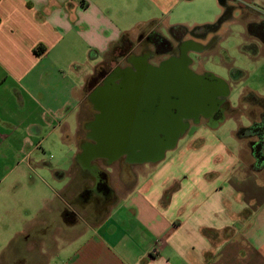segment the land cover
Masks as SVG:
<instances>
[{
    "label": "crops",
    "instance_id": "obj_1",
    "mask_svg": "<svg viewBox=\"0 0 264 264\" xmlns=\"http://www.w3.org/2000/svg\"><path fill=\"white\" fill-rule=\"evenodd\" d=\"M189 1L0 0V264H264L253 138L219 137L221 122L201 119L156 162L120 154L102 169L99 157L80 159L100 114L89 100L100 83L89 84L108 56L137 54L151 35H174L188 51L218 35V22L179 25ZM85 101L93 119L81 139ZM58 148L52 166L45 156ZM116 164L122 181L111 184Z\"/></svg>",
    "mask_w": 264,
    "mask_h": 264
},
{
    "label": "water",
    "instance_id": "obj_2",
    "mask_svg": "<svg viewBox=\"0 0 264 264\" xmlns=\"http://www.w3.org/2000/svg\"><path fill=\"white\" fill-rule=\"evenodd\" d=\"M217 2L224 6L225 0ZM189 46H181L178 56L157 66L143 57L133 58L130 67L115 68L92 90L89 100L100 114L89 128L97 142L83 147L82 161L113 160L127 153L135 163L156 162L175 146L189 120L206 119L210 125L222 122L229 107L224 102L228 86L218 77L190 69L185 53ZM160 131L165 133L161 140Z\"/></svg>",
    "mask_w": 264,
    "mask_h": 264
},
{
    "label": "rangeland",
    "instance_id": "obj_3",
    "mask_svg": "<svg viewBox=\"0 0 264 264\" xmlns=\"http://www.w3.org/2000/svg\"><path fill=\"white\" fill-rule=\"evenodd\" d=\"M227 2L234 6V9L229 10V13H227L226 7L218 4L217 0L186 2L187 5L184 7L179 22V25H184L190 30L195 27H212L217 22V26H220L218 35L206 42L209 50L206 49L198 53L191 49L188 58L191 61L189 67L194 73L213 75L228 85L229 92L224 102H228L229 107L223 113L220 126L212 131L215 135L224 138L230 137L232 131L238 130L239 127H249L252 124L249 118L256 119V111L247 110V107L240 102L241 96L247 92H254L264 97V46L262 44L264 42V0H249L248 3L240 0ZM226 14L227 18L222 19ZM256 33L259 34L258 37H255ZM184 39L192 38L186 36ZM168 44L174 48V51L176 50L177 43L174 39L170 38ZM163 47L166 48V45ZM125 48V45L121 47V49ZM135 49L136 53H139L140 47ZM146 49L152 51L150 46ZM119 53L120 50L108 56V60L98 72L94 73L93 78L97 79L101 70L109 71L116 67L127 66L125 59L119 58ZM172 53L174 54V52ZM169 55L170 53L162 54L149 62L152 65H157ZM96 84H98V79L94 85ZM92 85L89 86L92 87ZM83 104L79 112V136L81 139L85 136L82 129L83 124L93 119V112L87 101ZM188 124L190 129L187 134H191L195 129V124L192 121H189ZM59 150L60 148L47 152L45 161L52 166L55 165L60 156ZM95 164L102 169L106 168L100 160H96ZM112 168L114 171L110 173L109 183L116 184L122 181V176L117 164Z\"/></svg>",
    "mask_w": 264,
    "mask_h": 264
},
{
    "label": "flooded vegetation",
    "instance_id": "obj_4",
    "mask_svg": "<svg viewBox=\"0 0 264 264\" xmlns=\"http://www.w3.org/2000/svg\"><path fill=\"white\" fill-rule=\"evenodd\" d=\"M171 36L177 42V47H176V50L175 51H174V48L171 47V45L168 44L169 43L168 40H164L163 38H159L158 36L151 35V36H148L142 42V44L140 45V49H139L140 51H139V53H137V54H128V55H125V56H122L121 57V58L125 59V62L127 64V66H125V67H130L131 66V61H132L133 58H142L143 57V58H145L146 62L150 64L149 61L153 60L155 57L160 56L162 54H168V53H170V55L166 59L170 58L171 56H178L179 55V48L181 46L185 45V43L183 44L180 39H176V37H174V35H171ZM165 45H166V48L163 47ZM148 46L152 47V51L146 49V47H148ZM193 48H194V51H196V52L199 53V52H202V51L206 50L208 47L206 45H203L202 46V45L196 44V45H194ZM188 50L185 52L187 57H188V54L190 53V51H188ZM172 52H174V54ZM162 61H164V60H162ZM162 61H160L158 64H160ZM188 61H189V64L191 65V61H190L189 58H188ZM150 65H152V64H150ZM157 65H152V66H157ZM114 69L109 70V71H102L101 70V73H100V75L97 78L98 79V83H100V86L103 83L104 79ZM92 79L93 80H91V82H90L89 85L93 84L92 85V87H93L94 84H95V82L97 81V79H95V78H92ZM189 121H192L193 122V120H189ZM89 133L90 134L88 136H86V138L90 139V142H86L85 141V143H86L85 145H87L90 148V147L94 146L97 141L94 139L91 130H90ZM122 154L127 155V153H122ZM99 158H100L99 160L103 162V164H104L105 167H109L114 161H116V159L110 160L107 157H99ZM126 162L127 163H135V162L130 161L129 158L126 159ZM136 164H142V163H136ZM106 183H107V177L100 175L97 185L101 189V191L104 189V187H106ZM106 192L107 191H104L105 196L107 195Z\"/></svg>",
    "mask_w": 264,
    "mask_h": 264
},
{
    "label": "trees",
    "instance_id": "obj_5",
    "mask_svg": "<svg viewBox=\"0 0 264 264\" xmlns=\"http://www.w3.org/2000/svg\"><path fill=\"white\" fill-rule=\"evenodd\" d=\"M250 33L255 34L253 31ZM259 34L256 33L255 37H258ZM241 76V75H240ZM240 102L242 105L248 107L249 109H260L261 115L260 119L264 120V98L258 96L254 92H247L241 96ZM236 136L243 139H251L248 146L251 151L252 156L254 157L255 164L258 167H264V123L263 122H254L247 128H239L236 132Z\"/></svg>",
    "mask_w": 264,
    "mask_h": 264
}]
</instances>
